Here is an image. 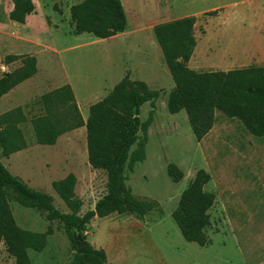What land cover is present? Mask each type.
Masks as SVG:
<instances>
[{
    "label": "rangeland",
    "instance_id": "rangeland-1",
    "mask_svg": "<svg viewBox=\"0 0 264 264\" xmlns=\"http://www.w3.org/2000/svg\"><path fill=\"white\" fill-rule=\"evenodd\" d=\"M33 1L35 12L19 24L9 19L12 0H0V78L22 66L21 61L7 63L8 56L32 55L38 62L35 76L0 97V115L22 108L26 116L19 127L28 147L5 157L0 146V159L10 173L51 195L63 213L70 210L52 184L73 173L76 195L83 201L81 214L94 209L107 192V175L89 163L86 127L62 135L56 145H40L32 119L43 114L38 102L44 94L69 84L87 122L91 105L129 75L160 91L153 104L140 110L142 122L149 121L146 158L126 170L132 194L158 207L144 217H95L86 240L105 250L107 264H264V137L216 112L213 129L198 141L187 113L168 110L175 83L154 33L161 23L194 16L197 46L191 69L263 67L264 0H122L128 30L109 39L74 33L71 8L84 0ZM215 10L216 15L207 14ZM139 137H144L142 131ZM137 148L135 144L133 150ZM170 164L183 171L181 182L169 176ZM200 170L210 174L205 190L215 195L205 246L187 242L173 219L183 191ZM10 206L21 228L52 230L42 252L30 251L33 264H66L73 258L75 250L61 223L49 221L43 210L22 206L13 192ZM14 263L1 243L0 264Z\"/></svg>",
    "mask_w": 264,
    "mask_h": 264
},
{
    "label": "trees",
    "instance_id": "trees-1",
    "mask_svg": "<svg viewBox=\"0 0 264 264\" xmlns=\"http://www.w3.org/2000/svg\"><path fill=\"white\" fill-rule=\"evenodd\" d=\"M12 3L9 19L19 24H24L36 9L33 0H12ZM207 14L216 15L217 10ZM71 19L77 35L88 33L98 39H109L128 30L122 0H84L72 6ZM196 21V17L189 16L154 27L175 83L167 102L169 112L178 114L185 111L198 141L213 129L216 112L239 120L251 135L263 138L264 66L208 72L191 69L189 62L197 46L194 35ZM6 61H21L22 66L0 78V97L38 72L35 56L13 55ZM159 96L160 91L151 90L147 83L132 80L127 75L104 99L91 105L87 122L69 84L40 98L38 103L43 114L32 119L36 142L53 146L62 135L86 127L89 163L93 169L106 173L107 192L94 209L81 214L83 201L76 195V175L71 173L54 181V191L70 210L63 213L55 207L51 195L31 188L11 174L0 159V244H5L8 254L15 260L14 264H33L30 251L42 252L52 230L37 233L21 228L10 206L11 192L16 194L22 206L43 210L49 221H58L64 226L75 250L73 258L66 264H107L104 249H97L88 241L79 248L75 243L74 232L86 239L88 225L95 217L105 218L115 213L144 217L158 207L157 202L132 194L127 185L126 170L146 158L149 121L142 122L140 110L148 102L153 104ZM24 122L26 116L22 108L0 115V146L5 157L28 147L19 127ZM141 131L144 133L142 139L139 137ZM135 144L138 148L133 150ZM168 173L176 183L184 178L183 171L176 164L168 166ZM210 179L209 173L200 170L183 191L173 212V219L184 239L200 246L208 244L206 229L211 225L209 211L215 202V195L205 190Z\"/></svg>",
    "mask_w": 264,
    "mask_h": 264
},
{
    "label": "water",
    "instance_id": "water-1",
    "mask_svg": "<svg viewBox=\"0 0 264 264\" xmlns=\"http://www.w3.org/2000/svg\"><path fill=\"white\" fill-rule=\"evenodd\" d=\"M74 239H75V243L77 248L84 246V244L86 243V239H83L81 235H79L78 233L74 232Z\"/></svg>",
    "mask_w": 264,
    "mask_h": 264
},
{
    "label": "crops",
    "instance_id": "crops-1",
    "mask_svg": "<svg viewBox=\"0 0 264 264\" xmlns=\"http://www.w3.org/2000/svg\"><path fill=\"white\" fill-rule=\"evenodd\" d=\"M122 34H124V33H122ZM15 154V153H14ZM13 155V154H12Z\"/></svg>",
    "mask_w": 264,
    "mask_h": 264
}]
</instances>
